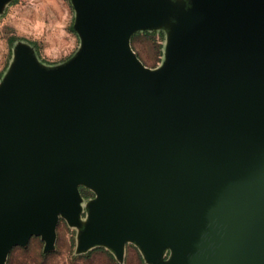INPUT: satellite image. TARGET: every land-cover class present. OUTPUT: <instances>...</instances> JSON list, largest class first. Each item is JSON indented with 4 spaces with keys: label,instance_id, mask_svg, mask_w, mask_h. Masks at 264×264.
Instances as JSON below:
<instances>
[{
    "label": "water",
    "instance_id": "1",
    "mask_svg": "<svg viewBox=\"0 0 264 264\" xmlns=\"http://www.w3.org/2000/svg\"><path fill=\"white\" fill-rule=\"evenodd\" d=\"M79 1L90 42L74 83L41 100L26 75L0 113L24 138L0 171V263L35 232L50 244L96 178L108 186L98 232L131 227L152 251L172 246L168 264H264V0H205L197 40L214 63L186 49L170 81L125 45L143 7Z\"/></svg>",
    "mask_w": 264,
    "mask_h": 264
},
{
    "label": "rangeland",
    "instance_id": "2",
    "mask_svg": "<svg viewBox=\"0 0 264 264\" xmlns=\"http://www.w3.org/2000/svg\"><path fill=\"white\" fill-rule=\"evenodd\" d=\"M119 2L145 9L127 26L125 45L147 75L164 81L181 78L186 49L214 63L216 55L203 50L197 40L208 24L205 0ZM83 18L79 0H0V113L14 92L11 88L26 75L41 100L74 83L73 68L83 64L90 42ZM23 148L21 133L0 129V171L14 167ZM76 192V218L69 220L60 213L50 244L35 232L24 245L8 247L0 264H168L171 260L172 246L152 251L147 236L131 227L116 235L97 231L108 198L103 180L81 182Z\"/></svg>",
    "mask_w": 264,
    "mask_h": 264
},
{
    "label": "trees",
    "instance_id": "3",
    "mask_svg": "<svg viewBox=\"0 0 264 264\" xmlns=\"http://www.w3.org/2000/svg\"><path fill=\"white\" fill-rule=\"evenodd\" d=\"M83 194H84V192H83ZM16 245H21V244H16ZM90 255H91V252L87 253L86 257H89Z\"/></svg>",
    "mask_w": 264,
    "mask_h": 264
}]
</instances>
